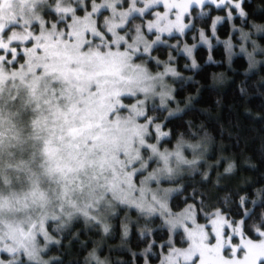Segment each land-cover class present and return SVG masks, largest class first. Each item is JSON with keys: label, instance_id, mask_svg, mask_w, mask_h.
Returning a JSON list of instances; mask_svg holds the SVG:
<instances>
[{"label": "snow or ice", "instance_id": "6c2138e0", "mask_svg": "<svg viewBox=\"0 0 264 264\" xmlns=\"http://www.w3.org/2000/svg\"><path fill=\"white\" fill-rule=\"evenodd\" d=\"M207 2L247 15L242 0ZM205 3L0 0V253L7 254L0 264H51L43 258L48 245L58 243L49 232L50 222L59 230L83 217L103 224L108 233L104 219L114 214L116 204L164 218L173 233L183 228L181 241L187 247H177L170 236L159 245L158 264H264V214L248 225L245 217L251 219L252 210L243 211L236 221L217 209L206 214L207 225L199 224L194 205L172 211L169 195L175 189L159 187L182 165L197 163L183 149L195 151L199 145L179 140L172 150L162 147V139L171 133L148 115L147 102L159 97L164 108L173 98L164 77L177 73L165 66L153 74L147 61L155 59V46L167 43L161 34L183 35L194 26L191 19L184 22L191 7ZM157 6L164 11H154ZM227 18H232L231 11ZM223 19L212 21L213 35ZM199 37L208 43L203 30ZM241 37L247 40L249 34L241 31ZM225 45L231 55V41ZM194 47L185 45L183 52L192 56ZM145 55L147 60L137 63ZM247 55L254 65L253 53ZM191 66L197 67L195 60ZM123 97L135 98V103L124 104ZM231 169L229 165L226 171ZM188 220L193 227L187 226ZM89 259L104 264L95 252Z\"/></svg>", "mask_w": 264, "mask_h": 264}, {"label": "trees", "instance_id": "16d2710c", "mask_svg": "<svg viewBox=\"0 0 264 264\" xmlns=\"http://www.w3.org/2000/svg\"><path fill=\"white\" fill-rule=\"evenodd\" d=\"M243 7L247 15L232 13L231 19L225 17L210 47L197 46L195 56L200 66L193 68L185 54L179 55L180 75L173 83L175 101L181 104V110L170 116L167 107L156 106L152 110L151 104L148 108L171 133L163 140L164 146L173 148L183 140L200 142L204 148V158L198 166L180 176L181 187L171 196V209L178 211L194 204L200 219L220 209L236 221L242 218L243 211L252 210L251 219L245 217L252 225L264 214V30L254 27L264 26V0H244ZM190 10L194 26L186 31L183 39L187 40L198 30L210 33L214 15H227L229 11L226 6L218 8L208 2ZM231 10L236 12L235 8ZM241 31L248 33L249 39H242ZM229 40L231 55L225 45ZM243 44L245 51H241ZM172 52L166 45L153 49V54L165 61ZM248 53H253L254 65H250ZM150 65L153 69L158 67L153 62ZM229 165L232 169L226 171ZM241 197L245 198L243 206ZM161 223L159 217L150 220L149 224L158 226L153 232L130 230L123 239L128 245V249H123V264L130 263L133 250L141 252L153 240L169 235ZM117 234L118 228L107 234L106 241L117 238ZM249 235L255 238L254 233ZM58 236L62 246L54 248L56 256L49 259L51 264H95L89 262V256L100 248L97 228L76 222ZM181 237V232H177L176 241L185 244ZM110 254L112 259L113 252L107 255ZM153 259L157 257L153 255Z\"/></svg>", "mask_w": 264, "mask_h": 264}, {"label": "rangeland", "instance_id": "374dc122", "mask_svg": "<svg viewBox=\"0 0 264 264\" xmlns=\"http://www.w3.org/2000/svg\"><path fill=\"white\" fill-rule=\"evenodd\" d=\"M243 1L244 0H242V2H241V7L244 10ZM98 2H99V0H98ZM217 2H219V0H217ZM233 2H236V0H233ZM206 3H207V0H206ZM193 6H201V5H193ZM226 7H228L229 11H231V12L233 11V10H231L230 6H226ZM154 11H164V9H163L162 6H157L154 9ZM190 12H191V10H190ZM232 13L233 14H238V10H236V12L233 11ZM105 14H107V13H105ZM218 16L219 17H224V19H225V17H227V15H222V14L218 13V14L214 15L213 20L216 17H218ZM151 18H152L151 16L148 17V19H151ZM190 19H191V23H192V14H191V17L185 16L184 22L188 23ZM137 22H139V21H137ZM221 22H219L216 25L215 35H213V33H212L211 26H210V33H207L205 30H203L205 35H206V37H208V43H203V42L200 41V37H199L200 30L195 31L194 33L193 32L191 33V36H192L191 40L183 39V37L186 35V31L189 30L190 28L186 29L185 33L183 35H180L179 33H176V32H173L172 35H169L167 33L161 34L162 39L166 40L167 43L166 44H160V45H166V46H168V45H178L177 48H171V47L168 46L170 48V50L173 51L172 54H170L173 59L170 61L169 57H168L167 61L162 60L160 57L155 56L153 54V51H152L151 55L155 59L154 60H148L147 61V66H148L149 70L153 74H155L157 72H163L165 66H170V67L174 68L176 73H177V75L169 74V75L164 77V84L166 85V90H168L170 92V95L173 97L172 99L167 100L166 104L164 106V108H166V107L168 108L170 113L180 111L181 107H182L179 102L175 101V90H174V83H173L174 80L180 75V70L178 69L179 55L185 54V56L190 61L189 62L190 65H192V61L195 60V62L197 64V67L200 66V64L198 63V60H197V58L195 56V49L197 48V46L199 44H203L205 46H209L210 47V44L213 42L212 40H214V37H218L217 28H218V26H219V24ZM149 39L150 40L154 39V36H149ZM185 45H187L189 47H192L193 45H195V47L193 48V51H192V56H188L186 53L183 52V48H184ZM243 48L244 49L246 48V46L244 44H243ZM144 60H147V56L146 55L141 57V59L137 60V63H141ZM155 60H159V61L162 62L159 66L157 65L158 66L157 69H153L152 65H150L151 62H153V64H154ZM186 64L188 65V62ZM138 95H139L140 99H143V95L142 94H138ZM128 98L130 99L132 97H123L122 98L124 104L131 105V104L135 103V100H133V101L125 100V99H128ZM151 104L159 106L160 105L159 97L152 98V99H150L147 102V106L148 107ZM121 114L122 115H127V112L122 109L121 110ZM148 115L155 117L149 111H148ZM140 122H143L142 118H140ZM156 123L163 124L162 121H160V120H156ZM163 130L166 131L165 128H163ZM164 139H165V137L161 141V144H162L163 148H167L169 150H172V149L175 148L176 145H174L173 148H169V147L164 146L163 145V140ZM150 142H154V141H150ZM183 143L185 145H193V146L200 144V142H197V141H183ZM183 151H184V155L186 156V158H188L190 160L191 159H195L197 161V163L195 165H193V166L182 165L181 169H180V171H179V173L177 175H175L170 180H165V181H162L160 183L159 187H161V188L175 189V191H172L170 193V195H169V206H170L171 196L175 192H177L180 189V187H181V185H179L180 176L185 171L192 170L194 167L198 166L200 161L204 158L203 157L204 156V148L201 145H199V147H197L195 149V151H193V149L189 148V147H185L183 149ZM155 186L156 185H153V187H155ZM188 205H194V204H188ZM184 208H182V209H180L178 211H174V212H180ZM195 209H196V207H195ZM111 212L114 213V214H106L105 219H104V223L108 224L109 228H110L108 233H104L103 232V224L97 225L95 222H89V221L85 220L83 217H77V218L72 219L71 221L67 222L59 230H57V225L55 223H51L50 222L49 232H50L51 236L53 237V240L54 241H58V243L49 244L46 252L43 254V258L45 260H49V259L51 261L53 260V258L56 256V252H54V248H56V246H62V238H59L58 233L70 229L74 225V223H76V222L82 223L83 226H85L87 228H90V229L91 228H93V229L97 228L99 230L100 237H99V240H98L97 244L100 245V248L97 251H95V255L100 261H103L104 264H123V262H125V258H124L125 255L123 253V249H128V247H127L128 245L125 244L124 240H123L124 237L126 236L124 234L125 233V226L127 227V234L132 229H135V230H137L140 233L153 232V231H155L158 228V226H155V225L153 226V225L149 224V222H150V220H153V219L159 217L161 219V222H162L161 225L167 227V229L169 230V235L167 237H163V239H160V240L159 239L155 240L156 243H155V245H153V248H152L151 252H146V249H148V248H145L141 252H137V251L133 250L132 259H131L130 263H128V264H145L146 258H147L148 264H158V259L154 260L153 259V255H155L157 257V254L160 252L159 245H161L164 241H167L170 236L176 241L177 232H181L182 236L184 235L182 227L181 228H177L175 230V232L173 233V232L170 231L168 225H166L164 223V218H162V217H160L158 215L149 216L147 214H143L135 207H129L127 205L116 204L114 206V208L111 210ZM224 215L226 216V214H224ZM195 220H196V223H199V224H205V225L208 224V217L204 218V219H200L197 210H196V213H195ZM185 223L187 224L188 227H193V224H192L191 220H188ZM116 228H118L117 238L115 237L113 240L106 241L107 234L113 232V230L115 231ZM209 228H210V225H209ZM235 242H237V241L234 240V243ZM176 246L177 247H187V244L186 243L185 244H179L176 241ZM108 249H109L110 252H107ZM111 252H113V256H114L112 259H111L112 254L107 255L108 253H111ZM0 257H3L5 259H7V254L0 253ZM126 261L128 262L129 260L126 259ZM89 262L90 263H94L95 262V264H96L95 260H91L90 259Z\"/></svg>", "mask_w": 264, "mask_h": 264}, {"label": "bare ground", "instance_id": "6f19581e", "mask_svg": "<svg viewBox=\"0 0 264 264\" xmlns=\"http://www.w3.org/2000/svg\"><path fill=\"white\" fill-rule=\"evenodd\" d=\"M139 261V260H138Z\"/></svg>", "mask_w": 264, "mask_h": 264}]
</instances>
